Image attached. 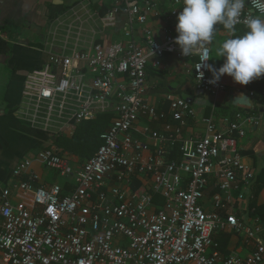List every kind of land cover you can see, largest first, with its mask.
I'll use <instances>...</instances> for the list:
<instances>
[{
	"label": "built area",
	"instance_id": "2783aa9c",
	"mask_svg": "<svg viewBox=\"0 0 264 264\" xmlns=\"http://www.w3.org/2000/svg\"><path fill=\"white\" fill-rule=\"evenodd\" d=\"M120 2L130 17L123 32L128 41L84 48L66 40L57 51L48 45L47 64L26 79L24 116L49 133L52 144L84 121L104 114L114 118L85 162L53 144L17 166L20 180L1 197L0 264H262L264 221L249 225L234 209L252 198L256 171L244 162L239 140L246 126H258L259 120L240 113L219 130L209 118L203 137L185 138L197 119L193 98L171 100L168 112L146 100L151 61L161 68L167 54L186 57L175 43L177 34L166 28L158 39L150 20L160 13L151 0ZM172 4L169 17L176 18L183 0ZM247 6L242 21L253 11ZM119 12L101 18L104 27L115 26ZM76 21L82 25L80 17ZM135 23L144 45L134 39ZM64 29L69 39L72 25ZM194 56L197 89L212 97L226 92L221 78L210 83V45L188 57ZM142 118L162 123L163 132L146 128L144 139L137 138L135 125ZM34 164L55 171L65 184H38ZM211 187L217 192L206 206ZM224 232L253 242L252 254L224 256L216 239Z\"/></svg>",
	"mask_w": 264,
	"mask_h": 264
},
{
	"label": "crops",
	"instance_id": "0c3cea01",
	"mask_svg": "<svg viewBox=\"0 0 264 264\" xmlns=\"http://www.w3.org/2000/svg\"><path fill=\"white\" fill-rule=\"evenodd\" d=\"M139 1L141 4L144 0ZM151 1L158 6L160 13L157 17L152 16L150 20L152 30L157 32L158 39H163V30L166 28L171 29L174 35H178L177 17H169L173 9V0ZM120 8H125L120 0H0V204L3 190L16 185L20 180L14 174L17 166L33 157L37 151L54 144L51 143L49 133L35 127L24 116L23 94L27 77L34 71L42 70L47 64V50H50L48 45H54L57 51L66 40L71 46L79 41L80 47L84 48L94 42L114 43L115 38H119L124 29L130 26L129 15ZM116 9L120 12L116 14L115 26L104 27L101 18L110 15ZM77 17L81 18L82 25L76 21ZM59 21L64 22L63 27H59ZM67 25H72L69 39L67 30L64 29ZM134 26L137 29L134 39L138 44L144 45V37L139 26L136 23ZM232 37L233 33L218 29L213 40L208 43L212 51L214 68L219 69L225 60L217 55V50L226 39ZM39 42H43L44 49L37 46ZM196 60L195 56L177 59L174 55L167 54L161 68H155L151 61L147 69V102L158 110L168 112L171 100L181 97L193 98L197 119L185 129L184 137L187 139L203 137L205 121L209 118L214 119L213 122L219 130L225 128V119L236 117L240 113L258 119V126L253 124L246 126L247 133L239 140V147L244 162L259 175L264 169V88L262 91H254L248 88L254 80L248 85H240L228 75H224L221 79L227 91L218 97H212L198 90L195 85L192 68ZM256 80L260 86L264 76ZM230 93H234L235 97L249 95L257 111L232 105L228 100ZM135 128V136L143 140L146 128L152 132H163L164 125L149 123L142 118L136 123ZM74 161L83 162L76 156ZM33 171L40 177L38 183L40 185L65 184L58 173L51 174L39 164H34ZM215 192L217 189L211 187L207 194L206 206H209V200ZM250 195L252 196V192ZM249 202L235 203L234 209L238 217L249 225H253L257 218L264 221V214L248 211ZM257 203L264 207V189L259 193ZM216 239L224 256L236 253L241 257H247L255 248L253 242H247L233 232L220 233Z\"/></svg>",
	"mask_w": 264,
	"mask_h": 264
},
{
	"label": "clouds",
	"instance_id": "9594fccd",
	"mask_svg": "<svg viewBox=\"0 0 264 264\" xmlns=\"http://www.w3.org/2000/svg\"><path fill=\"white\" fill-rule=\"evenodd\" d=\"M246 3L253 11L242 21ZM177 20L175 43L186 57L205 48L218 26L235 33L236 25H245L242 35L226 39L217 50L225 60L219 69L208 65L213 75L210 83L228 75L235 83L248 85L264 76V0H183Z\"/></svg>",
	"mask_w": 264,
	"mask_h": 264
},
{
	"label": "trees",
	"instance_id": "16d2710c",
	"mask_svg": "<svg viewBox=\"0 0 264 264\" xmlns=\"http://www.w3.org/2000/svg\"><path fill=\"white\" fill-rule=\"evenodd\" d=\"M123 10V8H120ZM218 29H223L222 26H218ZM246 31V27L236 28L234 35H242ZM262 85L256 79L248 85V88L254 91H262L264 88V80ZM160 110V109H159ZM161 111V110H160ZM114 116L112 114H104L99 116L95 120L84 121L77 124L73 133L70 135H59L54 139V145L61 150L63 154H69L78 157L81 161L85 162L97 152L102 145L101 135L105 133L112 124ZM233 118H230L233 121ZM264 189V169L259 175H256L255 181L252 185V198L249 200L248 211L258 214H264V207L259 206L257 203V197L259 193ZM135 191L142 192L141 188L136 187Z\"/></svg>",
	"mask_w": 264,
	"mask_h": 264
},
{
	"label": "water",
	"instance_id": "95a60500",
	"mask_svg": "<svg viewBox=\"0 0 264 264\" xmlns=\"http://www.w3.org/2000/svg\"><path fill=\"white\" fill-rule=\"evenodd\" d=\"M229 103L235 106H244L247 107L248 110L257 111V108L254 107V102L251 100L249 95H244L242 97H235L234 93H230L229 95Z\"/></svg>",
	"mask_w": 264,
	"mask_h": 264
},
{
	"label": "rangeland",
	"instance_id": "374dc122",
	"mask_svg": "<svg viewBox=\"0 0 264 264\" xmlns=\"http://www.w3.org/2000/svg\"><path fill=\"white\" fill-rule=\"evenodd\" d=\"M121 40H122V41H128L129 39L126 38L125 35L122 33V35H120L119 38H115V42H120ZM37 46H38V47H41V46H42L43 49L45 48L43 42H39V45L37 44ZM68 135L71 136V133H68ZM41 167H42V166H41ZM42 168H43L44 170H46L47 172L51 173V174H55V173H56L55 171L48 170V169H46V168H44V167H42ZM262 264H264V262H263Z\"/></svg>",
	"mask_w": 264,
	"mask_h": 264
}]
</instances>
